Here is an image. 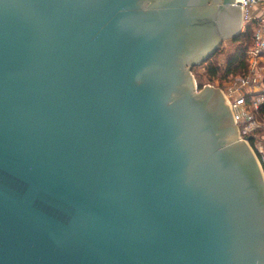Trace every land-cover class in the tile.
<instances>
[{"label":"water","instance_id":"1","mask_svg":"<svg viewBox=\"0 0 264 264\" xmlns=\"http://www.w3.org/2000/svg\"><path fill=\"white\" fill-rule=\"evenodd\" d=\"M205 2L0 0V264H264L257 158L219 88L175 89L242 31L213 0L178 62Z\"/></svg>","mask_w":264,"mask_h":264},{"label":"built area","instance_id":"2","mask_svg":"<svg viewBox=\"0 0 264 264\" xmlns=\"http://www.w3.org/2000/svg\"><path fill=\"white\" fill-rule=\"evenodd\" d=\"M234 5H240L242 27L247 22L253 23V35L251 45L245 50L247 71L235 76L237 83L233 91H226L224 96L237 125L238 138L249 145L264 177V119L257 116L264 103V80L256 73L264 56V0H234ZM251 7L258 13H251ZM249 135H252L250 140L247 139Z\"/></svg>","mask_w":264,"mask_h":264},{"label":"flooded vegetation","instance_id":"3","mask_svg":"<svg viewBox=\"0 0 264 264\" xmlns=\"http://www.w3.org/2000/svg\"><path fill=\"white\" fill-rule=\"evenodd\" d=\"M153 3H159L164 0H151ZM200 1V0H199ZM203 1V0H202ZM204 3H197L195 8V14L189 15L187 12L183 13L179 20L180 22L174 27V31L171 35V40L175 45V48L178 49V56L176 55L177 61L182 62V60H187L188 58H192L190 60L196 59L200 53L199 50L203 48L204 45L211 47L219 40L218 30L214 31L213 25V18L214 15L203 12L204 9L210 10L212 8L211 4H213V0H205ZM192 16V17H191ZM238 16L235 15L231 20L233 24L237 23ZM225 41V40H224ZM223 41L221 42L220 46L216 49L213 55L219 50ZM211 55V56H213ZM210 56V57H211ZM184 62V61H183ZM194 66L191 67L189 71L183 70L180 68V76L181 80L175 86V89L181 92H185L187 87H189L190 73L192 74V69ZM203 87V86H202ZM202 87H199L198 84L195 83V90L199 91Z\"/></svg>","mask_w":264,"mask_h":264},{"label":"trees","instance_id":"4","mask_svg":"<svg viewBox=\"0 0 264 264\" xmlns=\"http://www.w3.org/2000/svg\"><path fill=\"white\" fill-rule=\"evenodd\" d=\"M253 35V23L247 22L244 31L240 32L235 37L228 39L230 42L235 44V49L228 55L226 59V65L224 67L211 62V57L205 60L206 64L205 73L209 79H222L228 76L229 74H240L247 70V62L245 60V50L251 45ZM203 63V62H202ZM197 66V65H196ZM224 73L223 76H220L221 73ZM199 87H202L204 84L199 82ZM220 86V85H219ZM257 116L264 119V103L261 104L257 112Z\"/></svg>","mask_w":264,"mask_h":264},{"label":"rangeland","instance_id":"5","mask_svg":"<svg viewBox=\"0 0 264 264\" xmlns=\"http://www.w3.org/2000/svg\"><path fill=\"white\" fill-rule=\"evenodd\" d=\"M252 9L253 7L250 8V11L252 13ZM247 24V23H246ZM245 24V26H246ZM245 27L243 25L242 27V31H244ZM241 31V32H242ZM235 49V44L230 42V40H225L223 41L221 47L219 48V50L213 55L211 56V62H213V64H217L219 66L224 67V64L226 62V59L228 57V55ZM184 67H189L188 64H186ZM206 70V64L203 62L199 65H195L194 68L192 69V74L190 73L189 75L191 76V78L194 80V82L196 84H199V82L203 83V84H208L212 85L214 87L219 88L223 94L226 93V91H233V88L235 86V84L237 83V81H235V76H241L243 75L244 72L234 75V74H229L228 76H226L225 78H222L221 80L218 78L215 79H209L207 74L205 73ZM187 71H189V68L187 69ZM224 73L222 72L220 76H223ZM220 85V86H219ZM237 94V93H236Z\"/></svg>","mask_w":264,"mask_h":264},{"label":"crops","instance_id":"6","mask_svg":"<svg viewBox=\"0 0 264 264\" xmlns=\"http://www.w3.org/2000/svg\"><path fill=\"white\" fill-rule=\"evenodd\" d=\"M252 13L253 14H257L258 13V11L256 10V8H253L252 9ZM225 65H226V62L224 64V66ZM256 73H257L258 76H261V78L264 80V56L261 58V60L259 62V68L256 69Z\"/></svg>","mask_w":264,"mask_h":264}]
</instances>
